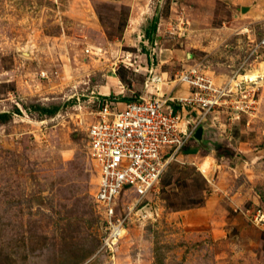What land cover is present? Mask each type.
I'll return each mask as SVG.
<instances>
[{
  "label": "rangeland",
  "instance_id": "obj_1",
  "mask_svg": "<svg viewBox=\"0 0 264 264\" xmlns=\"http://www.w3.org/2000/svg\"><path fill=\"white\" fill-rule=\"evenodd\" d=\"M263 38L264 0H0V264H112L88 138L100 98H185L193 67L226 84L264 64ZM228 89L128 217L116 264H264V82Z\"/></svg>",
  "mask_w": 264,
  "mask_h": 264
},
{
  "label": "built area",
  "instance_id": "obj_2",
  "mask_svg": "<svg viewBox=\"0 0 264 264\" xmlns=\"http://www.w3.org/2000/svg\"><path fill=\"white\" fill-rule=\"evenodd\" d=\"M260 49H264V38L256 45L254 53L258 54ZM244 75L247 73H238L231 82L229 79L226 84L218 85L216 78L214 80L213 76L204 75L198 67H193L178 77L179 83L193 89L191 96L178 97L172 91L167 94L151 92L150 96L122 103L121 109L116 97L100 98L99 119L89 125L88 138L90 154L99 169L95 201L109 225L102 250L107 252L112 264H116L113 260L126 235L128 217L160 184L168 165L196 140L197 130L204 127L208 117L217 113V107L228 106L226 97L230 93H238L229 92L228 86L234 83L242 89L245 100L251 94H245L244 88L261 83L244 78ZM161 81L162 77L154 76L150 85ZM251 102L252 98L247 99V107ZM241 111L245 110L240 104L234 112L236 117L243 113ZM127 193L134 194L136 199L125 206L124 217H117L120 196ZM243 210L248 217L251 215L249 209ZM250 217L251 222L264 229L263 209L256 210Z\"/></svg>",
  "mask_w": 264,
  "mask_h": 264
},
{
  "label": "bare ground",
  "instance_id": "obj_3",
  "mask_svg": "<svg viewBox=\"0 0 264 264\" xmlns=\"http://www.w3.org/2000/svg\"><path fill=\"white\" fill-rule=\"evenodd\" d=\"M243 77L247 79H251L253 81L258 80L260 82H264L263 80L264 79V64H262L260 67L256 69H253L252 71H249V73L247 75H244Z\"/></svg>",
  "mask_w": 264,
  "mask_h": 264
},
{
  "label": "water",
  "instance_id": "obj_4",
  "mask_svg": "<svg viewBox=\"0 0 264 264\" xmlns=\"http://www.w3.org/2000/svg\"><path fill=\"white\" fill-rule=\"evenodd\" d=\"M243 11H247L246 9H244ZM203 135H204V127H201L197 130L196 134H195V139L197 141H201L203 139Z\"/></svg>",
  "mask_w": 264,
  "mask_h": 264
},
{
  "label": "trees",
  "instance_id": "obj_5",
  "mask_svg": "<svg viewBox=\"0 0 264 264\" xmlns=\"http://www.w3.org/2000/svg\"><path fill=\"white\" fill-rule=\"evenodd\" d=\"M126 102H128V101H126ZM57 111H58V107H55V108H53L52 110H51V109H50V110H47V113H50L49 115H53V114H55ZM5 116L7 117V114H5ZM184 151H185L186 153H191L192 151L194 152V151H196V150H195V149L186 148Z\"/></svg>",
  "mask_w": 264,
  "mask_h": 264
},
{
  "label": "crops",
  "instance_id": "obj_6",
  "mask_svg": "<svg viewBox=\"0 0 264 264\" xmlns=\"http://www.w3.org/2000/svg\"><path fill=\"white\" fill-rule=\"evenodd\" d=\"M104 88H106V87H104Z\"/></svg>",
  "mask_w": 264,
  "mask_h": 264
}]
</instances>
